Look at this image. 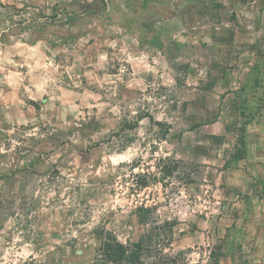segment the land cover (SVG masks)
<instances>
[{
  "label": "rangeland",
  "instance_id": "rangeland-1",
  "mask_svg": "<svg viewBox=\"0 0 264 264\" xmlns=\"http://www.w3.org/2000/svg\"><path fill=\"white\" fill-rule=\"evenodd\" d=\"M194 2L0 0V264H98L95 230L136 241L142 204L178 222L164 252L179 264L230 258V133L205 127L229 104L174 43ZM239 9L264 20V0H230V19ZM165 158L179 169L162 181Z\"/></svg>",
  "mask_w": 264,
  "mask_h": 264
},
{
  "label": "crops",
  "instance_id": "crops-1",
  "mask_svg": "<svg viewBox=\"0 0 264 264\" xmlns=\"http://www.w3.org/2000/svg\"><path fill=\"white\" fill-rule=\"evenodd\" d=\"M186 9L179 20L194 16V24L182 26L178 30L182 35L174 43L193 53L184 63L190 72L209 78L212 93L228 103L230 110L210 123L218 124L219 131L205 126L207 135L224 136L226 126L238 124L241 111L249 120L244 125L243 159H234L239 146L236 133L230 131V258L219 262L249 264L251 258L258 257L256 249L262 257L264 254V99L258 96L264 92V20L259 9L256 18L239 9L230 19V0H195ZM146 44L153 49V37L147 38ZM166 47L162 46L163 50ZM163 55L166 60L171 57L168 51ZM254 104L253 110L246 109ZM222 117L230 122H222ZM247 218L248 226L244 225Z\"/></svg>",
  "mask_w": 264,
  "mask_h": 264
},
{
  "label": "trees",
  "instance_id": "trees-1",
  "mask_svg": "<svg viewBox=\"0 0 264 264\" xmlns=\"http://www.w3.org/2000/svg\"><path fill=\"white\" fill-rule=\"evenodd\" d=\"M244 112L241 111V116L244 117ZM142 117H138L141 119ZM243 120V119H242ZM150 123L163 126L160 122H155L152 118H149ZM248 119L243 123H239L226 126V132L233 131L238 137V148L234 153V159H243L246 155L244 151V125L248 123ZM124 123L123 128L126 127ZM169 127L165 130V134H169ZM232 129V130H231ZM211 139L221 143L224 136H212ZM165 141L166 138H161ZM121 140V145L118 151H123L127 147V143ZM169 162L168 166L162 167L160 171L161 178L159 180H165L167 178L175 177V173L179 169L178 162L171 159H164ZM131 168L135 169L138 166L131 164ZM141 175L137 176L138 190H143L148 187V182L139 181ZM156 180L157 178H153ZM158 180V179H157ZM162 183L161 181H157ZM163 185V184H162ZM136 217L138 223L146 227L145 232L134 242L122 243L119 239L110 231L101 227L95 230V234L100 237V245L96 251L95 262L98 264H179L180 254L172 255L164 252V249L169 248L173 238V230L178 225V222L174 220H159L155 215V208L148 207L142 204L137 208ZM154 247L155 260L147 262L146 259L152 257L148 248ZM148 252V253H147Z\"/></svg>",
  "mask_w": 264,
  "mask_h": 264
}]
</instances>
